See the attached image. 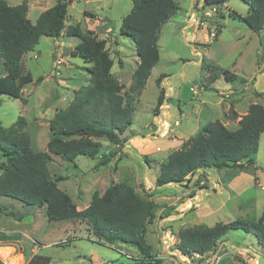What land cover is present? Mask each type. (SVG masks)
Returning <instances> with one entry per match:
<instances>
[{"label": "rangeland", "instance_id": "rangeland-1", "mask_svg": "<svg viewBox=\"0 0 264 264\" xmlns=\"http://www.w3.org/2000/svg\"><path fill=\"white\" fill-rule=\"evenodd\" d=\"M5 1L17 6L24 0ZM71 1L66 27L79 25L84 34L96 27L94 33L106 41L114 60L112 73L128 90L139 57L134 42L120 31L123 19L133 7L132 0ZM56 2L30 0L28 18L35 23L41 13ZM89 2L96 3L88 6ZM177 2L178 13L161 32L160 62L136 99L132 125L123 136L127 139L125 155L118 146L101 140L103 153L117 152L108 165L96 169L100 157L81 156L71 163L52 155L49 169L54 176L68 178L60 182L59 187L72 197L78 210L87 208L93 193L103 194L111 182H126L142 198L155 202L158 207L146 240L153 257L162 264H264V248L241 231L230 232L218 243L216 251L200 260L193 256L185 259L177 246L178 231L184 228L213 227L236 220L258 222L264 209V134L259 151L253 157L254 167L220 172L208 168L184 185H156L160 165L167 162L170 153L181 148L182 144L173 141V136L176 140L188 139L205 124L216 120L226 123L230 118L228 106L232 103L239 115L247 112L250 104L264 107V96L256 95V92L264 93V31L253 33L246 23L230 16L232 12L246 15L249 7L242 0H229L217 10L203 0ZM87 8L96 15L89 21L85 17ZM105 21L113 33L101 37L105 33L101 24ZM219 25L223 28L218 38ZM64 37H43L34 51L24 56L25 70L34 80L23 91L26 103L7 95L0 96L3 126L10 127L19 117H24L32 149L36 152L47 151L50 123L55 114L65 110L74 99V93L89 84L91 64L73 57L72 53L80 44L79 38ZM210 64L219 65L236 78L228 82L222 76L211 85L212 90L205 91L201 81L209 75ZM2 72L0 61V76ZM39 78L43 80L36 85ZM162 91L163 108L158 107ZM231 93L233 97L228 95ZM232 121L227 126L236 130L237 120ZM163 122L172 127L177 122L179 125L166 136L168 129L163 130L162 137ZM0 162H4L1 152ZM0 232L14 236L12 240L0 241V260L4 264H26L34 255L50 257L51 264H131L142 255L129 244L110 246L101 242L83 222H50L45 208L30 207L6 197H0Z\"/></svg>", "mask_w": 264, "mask_h": 264}, {"label": "trees", "instance_id": "trees-1", "mask_svg": "<svg viewBox=\"0 0 264 264\" xmlns=\"http://www.w3.org/2000/svg\"><path fill=\"white\" fill-rule=\"evenodd\" d=\"M206 5L223 6L229 0H203ZM248 7L246 15L236 12L237 18L253 33L264 31V0H242ZM71 0H57V3L41 13L35 23L28 18L29 0L10 6L0 0V61L3 75L0 76V96L7 95L26 103L23 91L33 83V77L26 72L24 56L39 45L43 37L58 39L63 34L77 37L80 44L73 50V57H80L87 64L89 84L74 93V99L65 110H59L50 123L51 137L47 151L36 152L27 132L28 122L24 117L10 127L0 121V197H6L30 207L45 208L50 222H83L101 242L112 246L129 244L141 255L131 264H162L153 257L147 243L149 225L155 219L157 204L142 198L126 182H111L103 194L95 191L89 206L78 210L72 197L59 187L67 177L51 174L49 164L52 155L63 161L74 163L78 157L101 158L96 169L108 165L117 155L116 150L105 154L103 143L107 140L124 149L123 138L132 125L135 102L146 88L152 70L160 62L159 40L163 27L178 13L177 0H132L133 7L123 19L121 34L129 37L136 46L139 62L133 73V82L128 90L112 73L114 60L106 48V41L94 32L84 34L79 25L66 27ZM223 18V17H222ZM223 25L218 26L219 38ZM218 38L214 39L217 40ZM203 63L205 60L202 61ZM208 76L201 85L205 91L222 76L233 82L236 78L219 65L208 66ZM158 79V83L162 82ZM39 78L35 84L42 82ZM259 97L264 93L256 92ZM164 91L158 100L163 105ZM232 120L240 117L229 109ZM264 134V107L251 104L241 116L236 130H230L216 120L203 125L195 135L184 141L179 150L173 151L162 163L156 179L158 187L184 185L191 178L203 174L208 168L218 172L226 169L245 170L256 166L254 155L260 148ZM121 146V147H120ZM120 157L118 160L121 161ZM148 161L147 156H145ZM22 218L19 217V220ZM232 231L251 235L264 248V209L258 222L231 221L218 223L213 227L198 225L178 231V249L182 256L206 255L216 251L219 242ZM0 232V241L12 240ZM50 257L34 255L26 264H51ZM0 264H4L0 260Z\"/></svg>", "mask_w": 264, "mask_h": 264}, {"label": "crops", "instance_id": "crops-1", "mask_svg": "<svg viewBox=\"0 0 264 264\" xmlns=\"http://www.w3.org/2000/svg\"><path fill=\"white\" fill-rule=\"evenodd\" d=\"M57 3V2H56ZM96 2H93V3H91V2H89L88 3V6H90L91 4H95ZM29 9H30V0H29ZM46 11V10H45ZM43 13V12H42ZM91 16H96V15H94L93 14V12H91L88 8H87V10L85 11V17H87V20L89 19V18H91ZM89 21V20H88ZM206 29H208L207 27H205ZM101 29H102V31H104L105 33H103L102 35H101V37H103L104 36V34H109L110 33V35L113 33L112 31L113 30H111L110 29V27L108 26V23L105 21L104 23H102L101 24ZM91 31H93V32H95L96 31V27H94V28H92L91 29ZM64 36H66V34H63L60 38H65ZM228 95H231V97H233L234 95L231 93V94H228ZM238 100H241V101H243V99L242 98H238ZM231 105H233V103L231 104ZM231 105H229L228 106V111L227 112H229V109H230V107H231ZM251 105V104H250ZM249 105V106H250ZM234 106V105H233ZM249 106H247V108L249 107ZM161 108H163V106L161 107ZM246 108V109H247ZM247 111H248V109H247ZM237 112V111H236ZM247 112H244L243 113V115H245ZM157 115H159V113L157 114ZM228 115V114H227ZM226 115V116H227ZM239 115V114H238ZM243 115H239V116H243ZM229 118V117H228ZM241 119V117H238V119H236L237 120V122H236V125L238 126V122H239V120ZM229 121H231L232 123H233V121L229 118V120L227 119V122L226 123H223L226 127H228L227 125H228V123H229ZM178 123V122H177ZM162 126H161V128L160 129H162V130H167V131H170L171 129H173V128H175V127H177V126H175L176 125V123L174 124V126L172 127V126H170L169 124H166L165 122H163L162 124H161ZM166 128V129H165ZM200 129V128H199ZM198 129V130H199ZM198 130H196L195 132H194V134L193 135H195V133L198 131ZM172 134V133H171ZM192 135V136H193ZM162 137H164L163 135H161ZM171 136H173V135H171ZM167 138V137H166ZM172 138H174L173 139V141L175 140V141H179V143L178 144H182L184 141H186V140H188V139H184V138H182V137H180L179 138V140H176V137H172ZM125 151H127L126 150V148L124 147V149H123V152L125 153Z\"/></svg>", "mask_w": 264, "mask_h": 264}, {"label": "built area", "instance_id": "built-area-1", "mask_svg": "<svg viewBox=\"0 0 264 264\" xmlns=\"http://www.w3.org/2000/svg\"><path fill=\"white\" fill-rule=\"evenodd\" d=\"M211 36L214 38V34L212 33L211 34ZM177 125H179V123H176V125L175 126H177ZM172 130V129H171ZM171 130L170 131H166V134H165V136L166 135H168L169 134V132H171ZM163 130L162 129H160V134L161 135H163L164 136V134H163V132H162ZM167 234L168 233H166V236H167ZM169 236V235H168ZM167 236V237H168ZM171 239L173 240L174 239V236H171ZM168 242H170V239H169V237H168V239H167V243ZM196 260H200L202 257H203V255H201V254H194V256H193ZM185 259H187L186 257H185Z\"/></svg>", "mask_w": 264, "mask_h": 264}, {"label": "water", "instance_id": "water-1", "mask_svg": "<svg viewBox=\"0 0 264 264\" xmlns=\"http://www.w3.org/2000/svg\"><path fill=\"white\" fill-rule=\"evenodd\" d=\"M210 7L214 8V10H217L219 8L218 5H210Z\"/></svg>", "mask_w": 264, "mask_h": 264}, {"label": "bare ground", "instance_id": "bare-ground-1", "mask_svg": "<svg viewBox=\"0 0 264 264\" xmlns=\"http://www.w3.org/2000/svg\"><path fill=\"white\" fill-rule=\"evenodd\" d=\"M14 264H16V263H14Z\"/></svg>", "mask_w": 264, "mask_h": 264}]
</instances>
